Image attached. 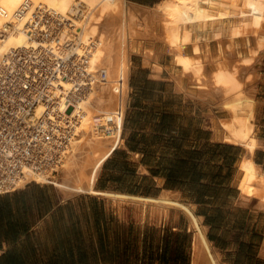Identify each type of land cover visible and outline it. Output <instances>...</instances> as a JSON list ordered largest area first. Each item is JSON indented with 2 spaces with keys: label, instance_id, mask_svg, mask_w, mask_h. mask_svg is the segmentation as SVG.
Returning <instances> with one entry per match:
<instances>
[{
  "label": "crops",
  "instance_id": "1",
  "mask_svg": "<svg viewBox=\"0 0 264 264\" xmlns=\"http://www.w3.org/2000/svg\"><path fill=\"white\" fill-rule=\"evenodd\" d=\"M155 48L153 59L131 54L121 144L94 193L65 198L55 182L34 181L0 196V264H113L125 245L160 251L167 232L190 237L189 264L198 236L202 264H264V132L252 156L219 137L217 105L179 88L170 54ZM244 158L257 172L248 195Z\"/></svg>",
  "mask_w": 264,
  "mask_h": 264
},
{
  "label": "bare ground",
  "instance_id": "2",
  "mask_svg": "<svg viewBox=\"0 0 264 264\" xmlns=\"http://www.w3.org/2000/svg\"><path fill=\"white\" fill-rule=\"evenodd\" d=\"M49 33H55L50 42ZM144 36L151 44L146 58L153 59L154 47L167 51L178 87L193 98L209 100L224 114H216L211 127L219 137L243 146L251 156L262 146L256 136L257 101L245 85L254 81L252 69L264 56V0H161L150 8L129 7L127 0H0V69L14 67V56L43 50L52 65L76 56L87 75L81 82L88 90L81 99L70 94L80 85L65 73L53 80L61 100L57 116L50 118V139L36 156L41 165L47 160V168L29 170L19 188L30 181H52L65 198L95 192L103 162L121 144L131 53ZM68 102L73 104L70 116ZM45 112L39 104L36 120ZM66 126H71V135L61 143ZM110 126L116 132L107 137L102 132ZM241 170L240 188L248 195L257 174L252 158L243 159ZM202 242L199 236L195 240L193 264L205 261Z\"/></svg>",
  "mask_w": 264,
  "mask_h": 264
},
{
  "label": "built area",
  "instance_id": "3",
  "mask_svg": "<svg viewBox=\"0 0 264 264\" xmlns=\"http://www.w3.org/2000/svg\"><path fill=\"white\" fill-rule=\"evenodd\" d=\"M54 34H46V39L52 41ZM14 57L17 61L14 67L0 69V196L20 189L19 184L29 170L39 172L47 168V160L41 165L36 156L42 142L50 139L54 127L50 118L57 116L55 108L61 100L55 95L57 87L52 86L53 80L65 73L68 80L80 85L70 92L74 99H81L88 90L85 81L81 82L87 75L83 74L81 62L76 56H69L57 65L51 64L52 58L43 50ZM39 104H43L47 112L36 120ZM72 109L73 104L68 102L66 112L69 116ZM70 127L66 126V131L59 135V142L64 143L70 137ZM115 132L111 126L104 130L107 137L114 136Z\"/></svg>",
  "mask_w": 264,
  "mask_h": 264
},
{
  "label": "trees",
  "instance_id": "4",
  "mask_svg": "<svg viewBox=\"0 0 264 264\" xmlns=\"http://www.w3.org/2000/svg\"><path fill=\"white\" fill-rule=\"evenodd\" d=\"M153 7L161 0H128ZM188 241L186 235L167 232L164 235L163 247L159 251L152 243L142 252L132 245H125L123 253L114 256L113 264H189Z\"/></svg>",
  "mask_w": 264,
  "mask_h": 264
},
{
  "label": "rangeland",
  "instance_id": "5",
  "mask_svg": "<svg viewBox=\"0 0 264 264\" xmlns=\"http://www.w3.org/2000/svg\"><path fill=\"white\" fill-rule=\"evenodd\" d=\"M128 6L129 7H140V6H145V5H141V4H138V3H134V2L128 1ZM146 7L150 8V6H146ZM153 7H155V5ZM140 43H141V47H138V49H136L133 52H136V54L137 53H139V54H144L145 53V56H146L147 47H149V45H151V44H149L147 42L145 36L144 37H140ZM142 47L144 48V50H143ZM214 51H216V50H214ZM262 57L263 58L261 59V63L256 64L254 66V68L252 69V71H253L252 73H254L253 74L254 76L257 75L255 77L257 79L254 78L253 79L254 81H250L249 83H247L245 85V89L248 91L249 94H252L254 96V98L256 99V101H257L258 117L256 119V125H257V129H261L264 132V56H262ZM170 59H171V57H169V60ZM255 69H256V71L254 72ZM188 84L190 85V82H188ZM199 108L200 109H199L198 112H200V115H202L203 114V110H204L203 106L200 104ZM218 113L219 112H217V116L223 117L224 114H222L221 112L219 114ZM102 133L105 134L104 131ZM189 239H190V237H188L187 241Z\"/></svg>",
  "mask_w": 264,
  "mask_h": 264
}]
</instances>
